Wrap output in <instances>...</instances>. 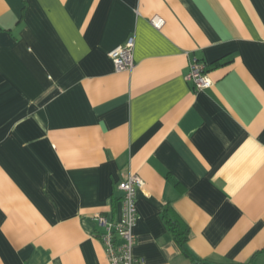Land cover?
Masks as SVG:
<instances>
[{"label": "crops", "instance_id": "0c3cea01", "mask_svg": "<svg viewBox=\"0 0 264 264\" xmlns=\"http://www.w3.org/2000/svg\"><path fill=\"white\" fill-rule=\"evenodd\" d=\"M129 174L136 264H191L167 207L194 259L264 264V0H0V264H110Z\"/></svg>", "mask_w": 264, "mask_h": 264}, {"label": "built area", "instance_id": "2783aa9c", "mask_svg": "<svg viewBox=\"0 0 264 264\" xmlns=\"http://www.w3.org/2000/svg\"><path fill=\"white\" fill-rule=\"evenodd\" d=\"M133 48L134 38L131 36L124 44L109 51L108 56L111 58L116 71H129L134 67ZM186 78L196 91L207 89L212 85L206 65L198 60L190 63ZM141 186L140 177L137 174H129L117 185L121 194L119 213L116 219H110L102 213L95 216L98 226L103 228L99 238L110 264L137 263L133 254L135 244L133 229L137 221V193Z\"/></svg>", "mask_w": 264, "mask_h": 264}, {"label": "trees", "instance_id": "16d2710c", "mask_svg": "<svg viewBox=\"0 0 264 264\" xmlns=\"http://www.w3.org/2000/svg\"><path fill=\"white\" fill-rule=\"evenodd\" d=\"M164 221L168 227L169 234L175 243L179 246L181 253L190 259L191 264H205L204 262L194 259L187 248L189 239L188 227L176 216L168 207L164 209Z\"/></svg>", "mask_w": 264, "mask_h": 264}]
</instances>
